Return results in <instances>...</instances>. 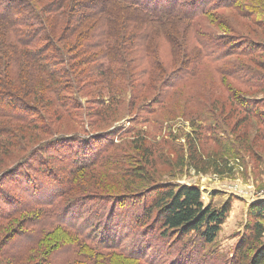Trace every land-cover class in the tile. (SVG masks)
<instances>
[{
  "label": "trees",
  "instance_id": "obj_1",
  "mask_svg": "<svg viewBox=\"0 0 264 264\" xmlns=\"http://www.w3.org/2000/svg\"><path fill=\"white\" fill-rule=\"evenodd\" d=\"M244 21L261 33L264 0H0V121L36 133L0 126V264H264V200L247 207L226 261L216 241L232 198L216 207L198 187L160 180L140 132L118 149L117 128L90 130L132 114L141 87L156 91L135 112L163 109L167 90L187 88L205 69L264 127V101L235 96L229 83L264 91L256 60L264 41L243 34ZM247 57L258 73L238 62ZM92 90L97 98L82 102ZM61 117L79 131H59ZM204 136L185 137L188 169L222 176L231 161L244 166L240 149L214 132L209 140L230 157L204 155Z\"/></svg>",
  "mask_w": 264,
  "mask_h": 264
},
{
  "label": "rangeland",
  "instance_id": "obj_2",
  "mask_svg": "<svg viewBox=\"0 0 264 264\" xmlns=\"http://www.w3.org/2000/svg\"><path fill=\"white\" fill-rule=\"evenodd\" d=\"M241 23V28H238L243 34L264 41V27H261L263 32L253 34L249 22L244 21ZM160 50L159 55L166 62L167 70L172 71L175 64L171 63L167 51ZM260 59V57L256 58L264 65V61H260ZM235 60L237 59L235 58ZM238 62L248 66L251 71H257L256 73H258V68L250 62V58H238ZM203 72H207V69L201 71L202 74H199L200 76L198 75L196 81L187 88L167 90L163 109L154 113L153 111L141 114L135 112L137 107L149 106L150 98L155 95L156 91L154 88H139L137 91L138 101L135 103L132 114L127 116L111 115L109 123H106L105 119L102 118L90 130L107 131L111 128H117L114 143L118 149L124 148L125 145L129 146L131 136L140 132L137 135L144 139L147 145L153 147L154 171H156L155 173L160 180L199 188V184H204V191H208V195L205 196V192L200 190L204 204L212 202L216 207H220L227 199L232 198V207L216 241L219 255H222L226 258L224 260L228 261L245 232L244 224L247 220V207L254 202L264 200V127L253 118L246 119L244 114L235 107L234 100H229L231 96H229L226 88L212 74L210 80L206 79V73L203 74ZM259 72V75L261 74L264 77V73L260 70ZM160 81H162L161 77L154 83L159 85ZM229 83L235 96L241 93L244 94L245 99H254L259 106L262 105L264 91H261V89L249 90L233 82L229 81ZM100 91L102 102L106 105L110 99L108 90L102 91L101 89ZM82 96V102L91 104L97 98V91L92 90ZM236 106L238 107V105ZM257 111L264 113V109ZM112 116H114L113 119H111ZM140 119L143 120L140 121ZM159 123H162V125L158 126ZM1 125L14 129L20 135L22 132L28 136L33 133L36 134L26 130L20 131V125L9 121H0ZM56 128L61 132L79 131L65 117L59 118ZM210 128L211 130H209ZM194 129H201L205 134L201 143V151L204 155L216 154L219 156L222 154L230 157L226 151L220 150L209 140L212 137V132L219 139L226 140L231 150L236 151L239 148L241 153H238V156H240L244 165L241 170H239L240 166H237L235 161H231V175L224 174L216 177L211 170L206 171L200 177H197L196 173L195 175L192 174V170L188 169L192 165V154H190V144H188L185 137L192 135ZM40 141L32 142L29 147H35ZM128 149L131 151L130 147L126 148V153L132 155ZM224 159L232 160V158ZM220 161L224 162V160ZM204 163L210 164L209 162ZM30 165L33 166L32 163ZM202 180H204L203 183ZM214 193H216V196L212 197ZM79 225L82 224L79 223Z\"/></svg>",
  "mask_w": 264,
  "mask_h": 264
},
{
  "label": "built area",
  "instance_id": "obj_3",
  "mask_svg": "<svg viewBox=\"0 0 264 264\" xmlns=\"http://www.w3.org/2000/svg\"><path fill=\"white\" fill-rule=\"evenodd\" d=\"M231 164H232V163H231ZM239 170H241V167H239ZM192 174L195 175V172L192 171ZM200 176H201V174H197V177H200ZM215 176L218 177L219 175H215ZM203 181H204V180H202V183H203ZM199 185H200V188H199V187H198V188H199L200 190H202V192H205V196H207V195H208V193H207L208 191H204V189H203V185H204V184H199ZM207 187H208V186H207ZM208 188H209V187H208ZM209 189H210V188H209ZM202 192H201V193H202Z\"/></svg>",
  "mask_w": 264,
  "mask_h": 264
}]
</instances>
